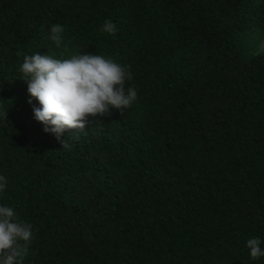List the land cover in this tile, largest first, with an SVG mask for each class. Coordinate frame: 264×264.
Masks as SVG:
<instances>
[{"label": "trees", "instance_id": "obj_1", "mask_svg": "<svg viewBox=\"0 0 264 264\" xmlns=\"http://www.w3.org/2000/svg\"><path fill=\"white\" fill-rule=\"evenodd\" d=\"M261 43L264 0H0V205L33 225L24 264H264ZM18 52L130 65L138 100L65 150Z\"/></svg>", "mask_w": 264, "mask_h": 264}, {"label": "clouds", "instance_id": "obj_2", "mask_svg": "<svg viewBox=\"0 0 264 264\" xmlns=\"http://www.w3.org/2000/svg\"><path fill=\"white\" fill-rule=\"evenodd\" d=\"M102 31L114 35L116 25L106 20ZM64 27L54 24L49 39L59 48L63 42ZM66 48L67 45H64ZM19 65L20 79L27 82V92L38 101L33 106L34 119L43 125V131L52 133L70 150L71 144L61 140L66 130L83 132L89 119L111 116L114 111L123 114L137 100L134 87H126L133 79L130 65H122L102 55L73 54L57 59L51 55L34 53L24 55ZM7 117V112L4 113ZM7 178L0 175V194L7 189ZM34 240L33 225L23 221L13 207L0 205V264H24ZM258 237L247 240L250 257H264V247Z\"/></svg>", "mask_w": 264, "mask_h": 264}, {"label": "rangeland", "instance_id": "obj_3", "mask_svg": "<svg viewBox=\"0 0 264 264\" xmlns=\"http://www.w3.org/2000/svg\"><path fill=\"white\" fill-rule=\"evenodd\" d=\"M257 50H259V51L264 50V43H261V44L258 46Z\"/></svg>", "mask_w": 264, "mask_h": 264}]
</instances>
